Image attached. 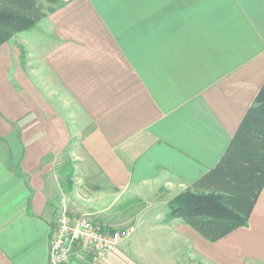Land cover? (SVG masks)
Segmentation results:
<instances>
[{
  "label": "crops",
  "instance_id": "0c3cea01",
  "mask_svg": "<svg viewBox=\"0 0 264 264\" xmlns=\"http://www.w3.org/2000/svg\"><path fill=\"white\" fill-rule=\"evenodd\" d=\"M37 5L35 26L0 44V264H49L62 207L120 199L142 203L129 237L64 264H264V184L247 225L215 241L165 219L207 188L264 83V0ZM83 169L102 191L75 188Z\"/></svg>",
  "mask_w": 264,
  "mask_h": 264
},
{
  "label": "trees",
  "instance_id": "16d2710c",
  "mask_svg": "<svg viewBox=\"0 0 264 264\" xmlns=\"http://www.w3.org/2000/svg\"><path fill=\"white\" fill-rule=\"evenodd\" d=\"M41 17L37 0H0V44L16 32L33 28ZM263 184L264 83L220 162L197 183L207 190L183 191L173 197L165 219L180 218L205 239L215 241L247 225Z\"/></svg>",
  "mask_w": 264,
  "mask_h": 264
},
{
  "label": "built area",
  "instance_id": "2783aa9c",
  "mask_svg": "<svg viewBox=\"0 0 264 264\" xmlns=\"http://www.w3.org/2000/svg\"><path fill=\"white\" fill-rule=\"evenodd\" d=\"M134 227L107 232L90 213H70L64 207L56 215L51 228L48 254L49 264H64L79 252L94 259L103 258L121 240L129 237Z\"/></svg>",
  "mask_w": 264,
  "mask_h": 264
},
{
  "label": "rangeland",
  "instance_id": "374dc122",
  "mask_svg": "<svg viewBox=\"0 0 264 264\" xmlns=\"http://www.w3.org/2000/svg\"><path fill=\"white\" fill-rule=\"evenodd\" d=\"M38 7L41 13L43 10H45V6L43 5H39ZM13 35H15V33ZM13 35L10 37V39L13 37ZM70 110L75 111L76 109L72 106ZM77 175L78 176L76 177L78 181L75 180L74 186L80 192L92 194L93 192L101 190L100 185H98V182L96 183L95 181V177L93 175H90V171H86V169H83L82 171L80 170ZM88 198L90 197H86L84 198V200H87ZM72 199L74 201V197H72ZM84 200L81 204L85 203ZM98 200L100 201V199ZM140 207L141 203L136 201L135 199H129L128 202L127 199H120L116 204L108 207L104 212L91 210L82 213L92 214L93 217H95V219L100 223L102 229H110L112 231H116L132 225L133 218L139 211Z\"/></svg>",
  "mask_w": 264,
  "mask_h": 264
}]
</instances>
